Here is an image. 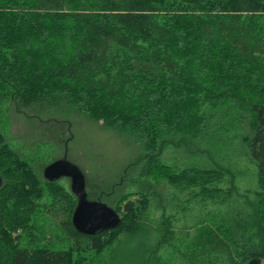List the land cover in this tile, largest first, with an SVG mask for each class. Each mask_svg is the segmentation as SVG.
I'll use <instances>...</instances> for the list:
<instances>
[{"label": "trees", "instance_id": "1", "mask_svg": "<svg viewBox=\"0 0 264 264\" xmlns=\"http://www.w3.org/2000/svg\"><path fill=\"white\" fill-rule=\"evenodd\" d=\"M8 99L64 101L138 153L118 188L87 191L121 223L86 235L72 226L70 188L38 176L0 130V264L264 261V0H0V102ZM235 140L256 169L253 200L217 158L214 143ZM169 147L209 165L163 162ZM163 184L215 210L179 234L160 202L147 243Z\"/></svg>", "mask_w": 264, "mask_h": 264}, {"label": "rangeland", "instance_id": "2", "mask_svg": "<svg viewBox=\"0 0 264 264\" xmlns=\"http://www.w3.org/2000/svg\"><path fill=\"white\" fill-rule=\"evenodd\" d=\"M0 130L6 142L29 162L40 177H43V170L49 163L66 157L83 171L86 190L99 195L104 191H112L115 186L118 188L117 184L124 175H127L128 179L131 178L130 174H134L133 170L129 171L127 167L138 153L136 146L101 121L72 110L64 101L24 106L20 101L3 100L0 102ZM214 145L217 158L224 167L231 170L241 195L244 194L246 198L253 200L257 190L256 169L246 151V145L239 140L229 145L222 142ZM166 149L162 160L175 167L187 163L209 165L198 155L191 156L184 149L177 147ZM134 170L137 172L138 167ZM229 178L230 176L226 174L225 179ZM58 182L70 188L67 177L60 178ZM222 185L227 187V182ZM123 189L134 191L136 187L125 186ZM155 189L158 197L151 198L146 216L148 218L146 227L149 228L148 230L144 228V238L142 236L147 243L155 241L151 228L160 220L158 206L160 202L167 208L168 214L175 215L177 221L174 222V227L179 234L180 231L193 227L204 216L206 210H215L210 203L204 205L196 200L188 203L185 193H175L166 184L156 185ZM174 197L179 200L176 201ZM102 200L111 206L108 200ZM260 264H264V261Z\"/></svg>", "mask_w": 264, "mask_h": 264}, {"label": "water", "instance_id": "3", "mask_svg": "<svg viewBox=\"0 0 264 264\" xmlns=\"http://www.w3.org/2000/svg\"><path fill=\"white\" fill-rule=\"evenodd\" d=\"M43 177L51 182L62 177L69 179L70 190L76 197L71 223L79 233L94 235L114 229L121 223V216L113 207L88 198L83 171L66 157L49 163L43 170ZM259 263L258 258H253L248 264Z\"/></svg>", "mask_w": 264, "mask_h": 264}]
</instances>
